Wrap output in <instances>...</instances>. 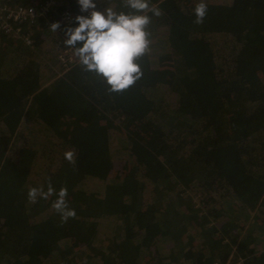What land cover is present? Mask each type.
<instances>
[{
	"label": "trees",
	"instance_id": "trees-1",
	"mask_svg": "<svg viewBox=\"0 0 264 264\" xmlns=\"http://www.w3.org/2000/svg\"><path fill=\"white\" fill-rule=\"evenodd\" d=\"M199 2L150 0L141 76L120 92L65 44L76 0L0 30V264H264V0H204L197 24ZM49 181L74 219L27 198Z\"/></svg>",
	"mask_w": 264,
	"mask_h": 264
},
{
	"label": "clouds",
	"instance_id": "clouds-1",
	"mask_svg": "<svg viewBox=\"0 0 264 264\" xmlns=\"http://www.w3.org/2000/svg\"><path fill=\"white\" fill-rule=\"evenodd\" d=\"M79 12H88V16L77 15L73 23L75 28H66L65 44L75 48V55L79 57L84 70L95 72L102 77L109 86V91L120 92L132 86L141 76L139 65L135 62L144 55L150 40L146 31L152 15L159 16L158 8L151 6L150 0H125V5L142 15H127L116 13L111 9L105 12L89 11L95 9L94 0H76ZM207 12V4L200 0L193 9L194 22L199 24ZM53 30L60 27L59 23L51 25ZM78 42L81 47H75ZM75 151L64 153V159L69 164L75 163ZM55 195L52 203L53 210L59 215L62 222L76 217L74 209L67 202L68 190L62 187L58 192L48 182L47 190L32 187L27 192V198L36 203L39 199L48 200Z\"/></svg>",
	"mask_w": 264,
	"mask_h": 264
},
{
	"label": "built area",
	"instance_id": "built-area-1",
	"mask_svg": "<svg viewBox=\"0 0 264 264\" xmlns=\"http://www.w3.org/2000/svg\"><path fill=\"white\" fill-rule=\"evenodd\" d=\"M55 3L56 0H43V6L37 10L32 7H17L12 9L0 4V30L7 34L23 35L18 25L23 24L25 21H33L37 17L48 15L50 8ZM89 11H93V9ZM85 14L89 15L88 12H85ZM61 19L66 25L72 24L71 17L66 11L62 13ZM24 38L29 43V38Z\"/></svg>",
	"mask_w": 264,
	"mask_h": 264
},
{
	"label": "rangeland",
	"instance_id": "rangeland-1",
	"mask_svg": "<svg viewBox=\"0 0 264 264\" xmlns=\"http://www.w3.org/2000/svg\"><path fill=\"white\" fill-rule=\"evenodd\" d=\"M64 57V56H63ZM63 57H61V59H63ZM68 58H69V56H67ZM67 57H66V59H67ZM65 58V57H64ZM56 60H54V62H55ZM55 65H57V62H56V64Z\"/></svg>",
	"mask_w": 264,
	"mask_h": 264
},
{
	"label": "water",
	"instance_id": "water-1",
	"mask_svg": "<svg viewBox=\"0 0 264 264\" xmlns=\"http://www.w3.org/2000/svg\"><path fill=\"white\" fill-rule=\"evenodd\" d=\"M236 264H240V262L236 263Z\"/></svg>",
	"mask_w": 264,
	"mask_h": 264
}]
</instances>
